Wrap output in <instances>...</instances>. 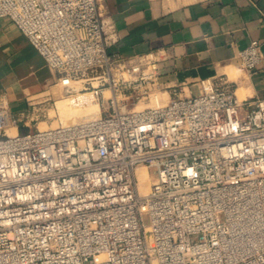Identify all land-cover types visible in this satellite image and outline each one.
Masks as SVG:
<instances>
[{"label": "built area", "instance_id": "2783aa9c", "mask_svg": "<svg viewBox=\"0 0 264 264\" xmlns=\"http://www.w3.org/2000/svg\"><path fill=\"white\" fill-rule=\"evenodd\" d=\"M0 19L62 96L79 82L99 108L9 136L20 120L0 96V264H264V99L224 75L182 96L156 52H108L99 0H0ZM263 62L258 41L238 54L247 75Z\"/></svg>", "mask_w": 264, "mask_h": 264}, {"label": "crops", "instance_id": "0c3cea01", "mask_svg": "<svg viewBox=\"0 0 264 264\" xmlns=\"http://www.w3.org/2000/svg\"><path fill=\"white\" fill-rule=\"evenodd\" d=\"M99 1L114 32L108 52L121 57L156 52L159 81L180 86L182 96L193 95L197 81L224 75L244 98L264 99V62L250 75L238 67V54L249 41H258L264 53V0ZM56 84L57 74L28 39L10 20L0 19V96L20 120L17 133L57 97Z\"/></svg>", "mask_w": 264, "mask_h": 264}, {"label": "bare ground", "instance_id": "6f19581e", "mask_svg": "<svg viewBox=\"0 0 264 264\" xmlns=\"http://www.w3.org/2000/svg\"><path fill=\"white\" fill-rule=\"evenodd\" d=\"M237 96L240 97L238 99L241 100V98L243 97L242 90H238L237 91ZM66 99H68V101L66 102V107L67 108H64L63 110H62L63 105L60 106V104H63L64 102H61L59 99L57 101V103L59 104V108L61 107L62 111L61 110L60 111L62 112V115L65 116L66 119H67L66 120L67 122L66 123H60L61 125H66V124L73 123V120H74L73 115L75 113L81 115V113L83 111H85V110L94 109L96 115L93 116V118L99 117V108L97 106V103H95L96 101L93 99V97L91 96L90 93L79 94L76 97L74 96V97H69V98H66ZM81 118H84L85 120L93 119L92 116L90 117V115H88V114H85V115L81 116ZM38 127H39L40 131H44L46 129V125L43 122L40 123ZM52 127L53 126H51V128ZM8 131L10 132V135L14 136V135L17 134V130L14 127L10 128ZM136 175H137L138 182L140 184L141 192L142 193H147L148 189H149V185H150L151 179H150L146 169L145 168H143V169L142 168H138L136 170Z\"/></svg>", "mask_w": 264, "mask_h": 264}, {"label": "rangeland", "instance_id": "374dc122", "mask_svg": "<svg viewBox=\"0 0 264 264\" xmlns=\"http://www.w3.org/2000/svg\"><path fill=\"white\" fill-rule=\"evenodd\" d=\"M234 74H235V71H234ZM234 74L231 77H234ZM69 84H70V87H72L75 90V92L72 94L73 96L71 95L70 97H74V96L76 97L79 94L89 93V92H85V91L83 92V91H81L82 88H83V84L82 83H79L78 82V83H69ZM57 91H58L57 92L58 93L57 97L52 102H50V104L46 108H41L42 110H39L36 113V115L34 117V122L32 123L33 125H31V127H28V129H30L31 132L35 131V128H38L39 129L38 126L42 122L46 125V129L51 128V126H53L55 128L58 125H61L60 123H66L67 122L66 121L67 120L66 117L62 115V112L61 111L64 108H67L66 107V102L68 101V99L65 98L66 96H62L61 95V93H60L61 92V88L60 87H57ZM197 93H198L197 92V89L196 88H193L192 89V94L194 96H196ZM238 98H240V97H238ZM58 99L61 102H64L63 104H60V106L63 105L62 110H61V107L59 108V104L57 103ZM242 99H244V94H243V97L241 98V100ZM82 114L83 115L88 114V115H90V117L92 116V118H93V116L96 115L94 109L85 110V111H83L81 113V115L75 113L73 115V117H74L73 123H75V122L77 123V122H80V121H84L85 119L84 118H81V116H83ZM7 133H8V135H10V132L9 131ZM10 136H13V135H10Z\"/></svg>", "mask_w": 264, "mask_h": 264}]
</instances>
